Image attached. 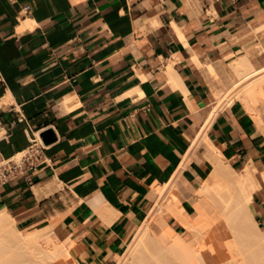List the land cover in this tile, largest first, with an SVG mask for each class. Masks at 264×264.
<instances>
[{
    "label": "crops",
    "instance_id": "crops-1",
    "mask_svg": "<svg viewBox=\"0 0 264 264\" xmlns=\"http://www.w3.org/2000/svg\"><path fill=\"white\" fill-rule=\"evenodd\" d=\"M248 52L264 66V0H0V159L32 136L44 147L0 185V212L21 231L51 227L74 264H117ZM237 103L207 135L253 172L264 231V128ZM196 156L186 182L210 167Z\"/></svg>",
    "mask_w": 264,
    "mask_h": 264
},
{
    "label": "bare ground",
    "instance_id": "bare-ground-1",
    "mask_svg": "<svg viewBox=\"0 0 264 264\" xmlns=\"http://www.w3.org/2000/svg\"><path fill=\"white\" fill-rule=\"evenodd\" d=\"M231 66L237 79L232 80L227 91L214 90L212 114L193 138L181 168L170 182L152 188L157 201L117 264H208L206 254H203L207 248L204 234L215 226L225 236L230 229L235 238L226 243L232 258L224 264H264V231L259 228L251 210L258 183L250 167L239 172L234 170L207 135L208 127L218 113L236 102L241 103L264 128V66L257 67L249 52ZM205 146L219 156L214 166L210 158L214 169L213 173H207H212L214 182H210L211 176L200 177L196 172L193 182L200 188H197V195L200 193L203 199L200 204L189 207L184 202L185 196L179 195L176 181L189 168L191 155ZM165 214H171L192 237L183 238L165 222L166 231L159 233L156 227ZM69 246L57 239L51 227L27 233L17 229L9 213L0 212V264H74Z\"/></svg>",
    "mask_w": 264,
    "mask_h": 264
},
{
    "label": "rangeland",
    "instance_id": "rangeland-1",
    "mask_svg": "<svg viewBox=\"0 0 264 264\" xmlns=\"http://www.w3.org/2000/svg\"><path fill=\"white\" fill-rule=\"evenodd\" d=\"M228 76L229 77L226 79L225 84H224V87L223 88H219V89H223L224 91H227L229 89L228 87L231 84V82H233V81H235L237 79L236 73H235L234 69L232 68V66H231V74H229ZM213 151L214 150H212L208 146L207 147L205 146L202 150H200V149L199 150H196L191 155L192 161L193 160L198 161L199 159L196 156L197 152H201V153L205 154V156H206L205 159L207 158L210 167L207 169L208 171L205 170V169H199V171H197V173L200 174V177H204V174H205V178L206 177L209 178L211 176V178H209V180L212 183L214 182V180H213L214 178L212 177V173H213V169H214L213 166H214V163H216L218 161V159H219V156L216 155V152L215 151L214 152ZM19 157H17V158H19ZM210 158L212 159L211 164H213V166L210 164V160H211ZM184 160H183V162H184ZM192 161H190V163ZM198 162L201 163V161H198ZM190 163H189V166H190ZM205 171H207V172H205ZM236 171H239V169H236ZM208 172L209 173L212 172L211 175L207 174ZM206 174L209 175V177ZM183 175H184L183 173L180 174L179 178L177 177L178 179L176 181V185H177V188L179 190V195H182L183 194L185 196L186 199H184V202L189 207H192V206H195L197 204H200L201 201H202V199H203L202 198V195L200 193H198V195H197V193H196V191L199 192L198 189H200V188H198V186H196L193 181H189V182L188 181L187 182L184 181L182 179ZM203 180L204 179H202V181ZM199 195H201V196H199ZM156 201H157V199H156ZM152 207H153V202H152L151 208ZM170 215L171 214H165V215H163V217H162L163 219H161V221H159L158 226L156 227L157 231L159 233H162V232H165L166 231V229L164 228V222H165L169 226H171L174 230H176L179 233H181L183 235V238L190 239L192 236L188 234V231L186 229H184L183 227L177 228L174 222H176L178 224H180V223L177 222V220L172 215L171 216ZM26 232L27 233H30V231H26ZM204 236H205V241L207 243V248H206V250H203V254L204 255L206 254L205 256H207L209 254L208 258H209V261L210 262L208 264H224L225 262H227L228 260H230L232 258L231 257L232 254H230V251L228 249V245L226 244V243H228L227 242L228 240H230V239H233L234 240L235 239L234 238V235L230 231V229L228 230L227 236H225L215 226V227L211 228L209 231L205 232Z\"/></svg>",
    "mask_w": 264,
    "mask_h": 264
},
{
    "label": "built area",
    "instance_id": "built-area-1",
    "mask_svg": "<svg viewBox=\"0 0 264 264\" xmlns=\"http://www.w3.org/2000/svg\"><path fill=\"white\" fill-rule=\"evenodd\" d=\"M30 146L25 154L13 160L0 159V185L24 175L28 168L34 167V162L41 159L43 145L38 137L30 138Z\"/></svg>",
    "mask_w": 264,
    "mask_h": 264
},
{
    "label": "water",
    "instance_id": "water-1",
    "mask_svg": "<svg viewBox=\"0 0 264 264\" xmlns=\"http://www.w3.org/2000/svg\"><path fill=\"white\" fill-rule=\"evenodd\" d=\"M48 134L49 133H43V134H41V137H42V139L44 140V142H47V139H48Z\"/></svg>",
    "mask_w": 264,
    "mask_h": 264
}]
</instances>
